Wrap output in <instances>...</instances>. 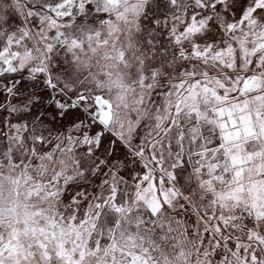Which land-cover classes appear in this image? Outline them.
Segmentation results:
<instances>
[{
    "label": "snow or ice",
    "instance_id": "snow-or-ice-1",
    "mask_svg": "<svg viewBox=\"0 0 264 264\" xmlns=\"http://www.w3.org/2000/svg\"><path fill=\"white\" fill-rule=\"evenodd\" d=\"M0 264H264V0H0Z\"/></svg>",
    "mask_w": 264,
    "mask_h": 264
}]
</instances>
